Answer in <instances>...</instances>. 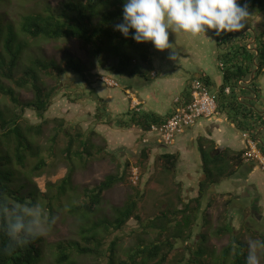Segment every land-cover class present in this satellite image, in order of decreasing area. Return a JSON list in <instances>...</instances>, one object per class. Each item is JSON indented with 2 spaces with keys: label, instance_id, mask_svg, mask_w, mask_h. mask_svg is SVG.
Listing matches in <instances>:
<instances>
[{
  "label": "trees",
  "instance_id": "obj_1",
  "mask_svg": "<svg viewBox=\"0 0 264 264\" xmlns=\"http://www.w3.org/2000/svg\"><path fill=\"white\" fill-rule=\"evenodd\" d=\"M123 4L124 0H72L65 4L63 11L58 15L51 12L24 15L20 21V32L0 17V95L7 96L12 103L10 107L0 105V195H3L9 204L35 203L38 195L46 196V193L33 180L29 183H18L23 175L20 168L30 167L31 169V162H34L30 173L33 177L42 173L47 164V158L42 155L43 145L35 142L34 137L43 133V124L48 122L46 113L52 105L56 90L64 84L62 79L64 74L70 72L78 75L91 89L88 91V96H94V100L98 103L97 110L103 109L105 112L107 106L103 99L97 96L93 87L96 82L97 68H103L107 71L106 75L111 77L116 75L117 77L113 78L117 80L126 78L123 83L126 89L132 87V80L135 77L145 78L151 72L154 56L151 45L137 43L131 37L125 38L120 32L114 30L116 24L122 23ZM241 4L247 5L248 11L257 7L264 12V0H241ZM249 26L247 25L241 32L225 33L219 36L218 59L224 67L223 81L217 92V102L218 107L223 105L231 111V118L240 129L249 131L252 137L259 139L258 129L264 126V113L254 100L249 97L246 100L234 88L238 85L241 91H244V88L248 89L257 95V100L262 96V89L257 82L264 74V31L260 29L247 31ZM21 34L27 38L77 40L81 49L88 53L89 61L83 62L73 56H67L62 61L36 56L21 69L20 73H17L20 56L29 45L28 40L19 39ZM254 38L255 41H253ZM108 60H110L109 65ZM44 75L55 79L56 85L46 87ZM201 78L210 87V78L205 75ZM5 81L10 84H6ZM239 81H242V84L239 85ZM228 86L231 88V93L225 94L224 90ZM17 89H31L33 98L21 101ZM82 96H84L83 93L77 95V99ZM239 96L241 100L238 99ZM189 97L190 92L186 95V99ZM27 109L36 113L41 119L40 123L31 122L30 118L25 115ZM127 113L130 117L119 121V125H136L142 127L144 132L148 131L152 124L163 120L152 113L131 112L130 110ZM239 115H243V119H239ZM98 117L100 113L96 114V118ZM53 120L59 128L53 136V141L56 142L60 134H64L67 138L66 145L62 149V157L69 165L68 172L59 183L48 185L49 190L55 188L54 195L60 198L61 195L67 193L69 187L72 188V177L76 166L74 157L87 165L96 155L92 152V148H96V145L89 141L90 137L84 136L83 131L78 129L79 126H65L63 120L56 118ZM91 134L96 133L92 131ZM259 145L261 151L264 152L263 138H260ZM76 146L79 149H76ZM97 149L100 153L103 151L102 146H98ZM49 151L52 153L50 149ZM201 152L205 179L199 184L198 195L185 201L183 195L178 194L179 205H170L141 225L144 234L149 236L156 232V237L149 241L147 236H138L126 258L117 256V247L123 241V235L120 234L130 220L133 219L137 223L143 222L138 210V202L143 192L137 186H132L128 179L129 162L125 163L122 173L118 171L108 174L104 180L93 187H85L83 202L70 206V211L84 220L92 221L91 216L97 215L100 211L104 193L116 184L125 182L131 185L132 194L127 197L123 205L113 207L114 214L110 217L104 216L92 221L90 227L81 225L85 244L78 241H69L67 244L59 242L54 264H76L71 258L73 251L79 254L101 256L100 249L106 244H108V252L104 257L105 264H165L170 252L175 248L176 239L182 241H186L187 238L191 239L200 215L203 219V226L209 223L207 211L219 195L216 193L209 195L208 191L212 185L229 178L236 172L230 166L227 151L217 154L213 149L201 147ZM151 153L152 149L144 146L135 164L147 168ZM241 154L242 152H239L236 155L235 161L240 162L236 164H241ZM174 156L166 153L158 159L163 160L167 168H172L174 167ZM119 167H121L120 163ZM28 185L33 187L27 189ZM25 188L27 189L26 194L24 193ZM206 198V206L203 208V200ZM233 201L236 200L232 198L229 203ZM49 206L52 207L51 202ZM243 213V221L246 220L245 223L249 222L252 225V228L246 227V231L256 235L257 239L264 240V230L253 229L252 221L255 220H253L251 210L245 208ZM100 230L107 235H113L109 243L104 237L99 236ZM240 231H236L228 218H224L216 234L219 236L228 234L229 242L220 250L218 256L210 258L209 255L210 261L204 262L203 257L207 252L209 254L205 247L207 237L205 234H198L200 240H196L197 237L194 239L197 244L196 251L188 259L182 260L180 264H246L248 241L240 235L242 234ZM42 241L41 237L8 251L7 239L0 235V264H42ZM234 243L237 245L235 252L233 251Z\"/></svg>",
  "mask_w": 264,
  "mask_h": 264
},
{
  "label": "rangeland",
  "instance_id": "obj_2",
  "mask_svg": "<svg viewBox=\"0 0 264 264\" xmlns=\"http://www.w3.org/2000/svg\"><path fill=\"white\" fill-rule=\"evenodd\" d=\"M69 1L72 0H0V17L3 18L5 23H11L14 29L19 31L20 21L24 15L36 12H51L58 15L63 11L65 4ZM249 13L251 19L248 23L250 27H247V31H251V28L253 30L260 29L261 31H264V12L256 7V9L249 11ZM20 37L21 38L19 39L28 40L29 45L24 49L22 56H20L17 73H20L21 69L27 66L30 60L36 56L44 59L54 58L58 61L64 60L67 56H73L83 62L89 61L88 53L81 49L80 43L77 40L27 38L22 34ZM169 39L170 43L174 44L173 47L178 53V60L175 62L177 65L180 66L182 62L179 58L188 56L193 59H188L191 63L195 61L196 63L204 64L202 68L203 70L205 67H208V71L210 69L215 81L210 92L214 95L223 81V69L219 67L218 59V42L220 38L217 37L213 31H209L207 35L201 34L196 37L187 33H170ZM153 50L156 53V55L154 54L153 56L155 63H158V61L161 60L158 57L159 53L165 52L169 55V52L171 51V49H169L161 52L154 49V47ZM189 52L193 53L190 54ZM194 53L196 54L195 58L193 57ZM102 58H104V56H102ZM107 64H110V60L107 61ZM102 69L103 68L99 67L95 71L97 77L94 84H98V77ZM192 69L194 70V68ZM62 79L64 84L56 90L52 105L46 113L48 122L43 124V133L34 137L35 142L43 145L44 151L42 155L47 158V164L42 173L34 175L33 177H31L30 173L34 162H31V169L30 167H21L20 169L23 175L18 182L29 183V181L33 180V182L46 193V196L38 195L36 202L42 203L47 208L49 214L56 217V223L51 227L48 234L42 237V264H54L58 253L57 245L59 242L67 244L69 241H78L81 244H85V240L82 238L81 225L90 227L92 221L101 219L104 216L110 217L113 215L114 206L124 204L127 197L132 194V187L125 182H120L104 193L100 205V211L97 215L91 216L92 221L84 220V218L81 219V216L70 211L71 205L74 206L83 202V192L85 187H93L104 180L108 174L117 173L118 171L122 173L125 168V163L129 162L130 165L127 167V176L129 180L131 166H138L141 171L139 183L134 185L131 180L130 182L132 186H137L138 189L143 192V196L138 202V210L141 213L143 222L137 223L132 219L128 222L127 227L121 234L118 232V234L123 235V241H121L117 247V256L120 258H126L129 254L130 247L136 243L138 236H147L143 233L141 225L147 223L148 219L153 217L159 211L170 207V205H179L178 194L183 195V198H185V195L192 191H186L187 193L184 192L185 194L183 193V188L181 189L175 180L177 177L175 175L178 173L174 171L169 172L170 175L165 173L166 170L164 169L162 161L158 159V156L150 159V165L148 164L147 166L150 171H148L147 168L135 164L140 158L139 156L140 150L143 148L142 146H140V150L138 148L139 145L135 146V148H138L139 150L138 153L135 154L132 149L126 146L110 149L107 143L105 147L103 145L104 142L101 139L97 136H92L91 127L94 126L95 128L98 122L95 121V117H93V114L96 113V103L94 99H91L88 96L89 88L78 75L73 73L69 72L64 74ZM121 82H123L122 79L119 81V86L112 88L116 89L118 92L122 91L124 93ZM5 83L10 84L8 81H5ZM44 83L46 87H49L51 85H56L57 82L55 79L44 75ZM234 88L240 92V96L246 97L245 99L247 100V95L249 94L248 89L244 88V91H241V88L238 85ZM82 93L84 96L79 99L80 103H72V97L76 99L77 95ZM17 94L21 101H28L33 98V92L31 89H17ZM57 100H59V103L55 105ZM127 103L129 104V100ZM0 105H8L10 107L12 103L7 96L0 95ZM25 115L30 118L32 123L37 124L41 121L33 110L27 109ZM55 118L63 120L65 126H79L78 129L81 131L84 129V136L86 135L87 137H90L89 141L92 144H96V148H92V152L96 155L91 158L87 165L83 164L78 158L73 156L76 166L72 177V188L69 187L67 193L61 195L60 198L54 195L55 188L49 190L48 187L49 184L59 183L67 174L69 168L68 163L62 157V149L66 145L67 138L64 134H60L57 141H53V136L55 135L56 130L59 129L57 123L53 120ZM188 129L189 128L185 131ZM239 134L240 136L242 135L240 132ZM156 137L158 136L156 135ZM98 146H102L103 148L101 153L100 150L97 149ZM49 149L52 153H50ZM76 149H79L78 146H76ZM119 163L121 167L118 168ZM258 174L262 175V178H264V170L261 168L258 170ZM31 187L33 186L28 185L27 189ZM27 189H24L25 194L27 193ZM51 196H53V198ZM224 196L225 195L219 196L215 200L213 206L207 211L209 216L208 224H204L203 226V219L200 215L198 223L194 227V233L191 239L187 238L186 241L176 239L175 248L170 252V256L165 264H180L182 260L191 257L197 249V244L194 241L197 239L200 240L198 234H205L207 237L205 247L209 251V254L207 252L203 257V259L205 258L204 262L210 261L211 256L217 257L220 250L229 242L228 234L223 236L216 234V230L223 224L224 218H228L229 223L235 227L236 231L241 230L240 233L242 234L240 235L243 236L246 241L257 239L256 235L246 231V227L252 228V225L249 222L245 223L246 220L243 221V211L245 208H248V206H246L244 202L242 203L241 201H238V199L225 204L227 198ZM50 202L52 207L49 206ZM206 202L207 198L203 202V208H205ZM227 204H229L228 207ZM251 212L254 216L253 220H255L252 221V223H254L253 229H257L258 231L264 230L263 211L261 212L259 209H251ZM243 223L245 225H243ZM99 236L104 237L107 243H109L113 237V235H107V233L102 230L99 231ZM155 237L156 232L146 238L150 241ZM195 237H197L196 240H194ZM107 248L108 244L102 246L100 249L102 255L98 257L91 254H79L76 251H73L71 258L76 264H105L106 260H104V257L108 252ZM209 255L210 258H208ZM260 264H264L263 258L261 259Z\"/></svg>",
  "mask_w": 264,
  "mask_h": 264
},
{
  "label": "crops",
  "instance_id": "obj_3",
  "mask_svg": "<svg viewBox=\"0 0 264 264\" xmlns=\"http://www.w3.org/2000/svg\"><path fill=\"white\" fill-rule=\"evenodd\" d=\"M148 43L153 50L154 46L150 42ZM153 53L156 55L154 50ZM195 55L194 53V58ZM158 57L161 59L157 60L160 63H155L153 58L151 72L145 78L135 77L132 80L131 88H124L123 83L126 78H121L123 80L121 84L124 93L122 91L118 92L116 89L108 87V85L101 82L100 76L107 72L104 69L101 70L98 77L99 82L98 84H93V87L96 90L97 96L103 99V102L107 106V111L104 112L103 109L97 110L98 103L95 101L96 113L93 114V117H95L94 119L98 124L95 128L94 126L91 127V132L96 133L92 134V136H97L101 139L105 147L107 143L110 149L126 146L132 149L135 154L140 150V146H148L152 149L150 159L156 156L159 158V156L166 153L175 155V158H173L174 167L172 168H167L164 161H161L166 170L165 173L170 175L169 172L174 171L179 174V176L178 174L175 175L177 176L175 180L180 188H183V193L192 191L185 195V201L198 195L199 184L205 179L201 147L213 149L217 154L227 151L230 166L236 172L229 178L212 185L208 191L209 195L211 196L210 193H216L219 194V197L224 194V197L227 198L225 203L229 202L232 198L234 200L238 199V201L244 202L248 206L249 211L251 209H259L264 214V178L258 174L259 166L253 161L244 159L242 154L240 157L242 160L241 164H236L240 162L235 161L236 155L239 152L243 153L246 148L244 134L250 133L247 130L240 129L235 124L231 118V111L224 108L223 105H219L215 115L199 119L195 125L178 135L174 144L170 147L164 146L156 135L150 137L148 143H143L142 139L146 137V132H144L142 127L119 125V121L127 120L130 117L127 115L129 110L131 112L152 113L163 120L166 119L176 108L175 99L177 97L186 98L191 82L195 77L208 76L211 81L210 90L213 87L215 81L212 77V72H210V69L208 71V67H205L203 70L204 64H199L195 61L191 63L188 59L192 58L187 56L179 58L182 61L179 66L175 63L177 61L170 60L168 53L165 52L159 53ZM219 67L222 68L220 63ZM113 77L117 76L113 75ZM114 79L117 80L116 78ZM117 81L119 82L120 80ZM257 84L262 89L261 98L257 100V95L251 91H249L247 96L251 100H254L258 107L261 108V112L264 113V74L260 76ZM217 92L218 88L216 93L212 94L216 99L218 96ZM90 98L94 99V96H90ZM133 99L139 102L136 108L132 105ZM72 100V103H80V100L77 98L72 97ZM128 100L129 104L127 103ZM58 103L59 100H57L55 105ZM97 113H100V117L98 118H96ZM238 118L243 119V115H239ZM263 127L258 129V133L260 134L259 139H264ZM239 132L242 134L241 136ZM136 145H139V150L135 148ZM147 170L150 171L149 168ZM209 195L207 197L208 200L210 198ZM228 206L229 204H227Z\"/></svg>",
  "mask_w": 264,
  "mask_h": 264
},
{
  "label": "clouds",
  "instance_id": "obj_4",
  "mask_svg": "<svg viewBox=\"0 0 264 264\" xmlns=\"http://www.w3.org/2000/svg\"><path fill=\"white\" fill-rule=\"evenodd\" d=\"M250 19L248 7L241 0H124L122 23L114 30L137 43L150 42L158 51L171 49L169 59L177 61L170 33L196 37L213 31L219 37L241 32ZM55 223L56 217L42 203L9 204L0 195V235L6 237L8 251L46 236ZM262 258L264 240H249L246 264H260Z\"/></svg>",
  "mask_w": 264,
  "mask_h": 264
},
{
  "label": "built area",
  "instance_id": "obj_5",
  "mask_svg": "<svg viewBox=\"0 0 264 264\" xmlns=\"http://www.w3.org/2000/svg\"><path fill=\"white\" fill-rule=\"evenodd\" d=\"M220 65L222 68L224 67L222 63ZM100 80L110 87L119 86L117 80L106 74L101 75ZM238 84H242V81H239ZM189 92V99L181 97L175 99L176 108L169 117L150 126V129L146 131V137L142 139L143 143H148L150 137L157 135L164 146L170 147L174 144L178 135L195 125L199 119L208 118L217 113V99L211 94L210 87L201 77H195L192 80ZM224 93L230 94L231 88L226 87ZM239 100H241V97H239ZM132 105L136 108L139 102L133 99ZM244 138L246 148L242 153L243 158L247 161H253L264 170V154L259 148L258 140L248 133L244 134ZM140 177V167L131 166L130 180L132 184L137 185Z\"/></svg>",
  "mask_w": 264,
  "mask_h": 264
},
{
  "label": "water",
  "instance_id": "obj_6",
  "mask_svg": "<svg viewBox=\"0 0 264 264\" xmlns=\"http://www.w3.org/2000/svg\"><path fill=\"white\" fill-rule=\"evenodd\" d=\"M253 41H255V38H254V40H253ZM249 82H251V80H250ZM258 142H260V139H258Z\"/></svg>",
  "mask_w": 264,
  "mask_h": 264
},
{
  "label": "flooded vegetation",
  "instance_id": "obj_7",
  "mask_svg": "<svg viewBox=\"0 0 264 264\" xmlns=\"http://www.w3.org/2000/svg\"><path fill=\"white\" fill-rule=\"evenodd\" d=\"M250 27V26H249ZM252 31H254L252 28H251Z\"/></svg>",
  "mask_w": 264,
  "mask_h": 264
}]
</instances>
